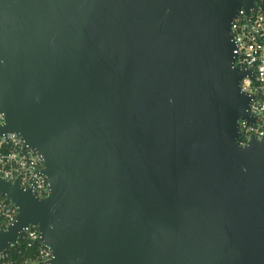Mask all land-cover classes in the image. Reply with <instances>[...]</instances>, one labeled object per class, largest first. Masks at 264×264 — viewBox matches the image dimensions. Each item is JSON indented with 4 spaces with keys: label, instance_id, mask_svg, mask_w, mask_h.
<instances>
[{
    "label": "water",
    "instance_id": "water-1",
    "mask_svg": "<svg viewBox=\"0 0 264 264\" xmlns=\"http://www.w3.org/2000/svg\"><path fill=\"white\" fill-rule=\"evenodd\" d=\"M264 0H0L2 132L49 194L0 178L52 264H264V138L232 24Z\"/></svg>",
    "mask_w": 264,
    "mask_h": 264
},
{
    "label": "built area",
    "instance_id": "built-area-1",
    "mask_svg": "<svg viewBox=\"0 0 264 264\" xmlns=\"http://www.w3.org/2000/svg\"><path fill=\"white\" fill-rule=\"evenodd\" d=\"M250 13L240 9L233 24L235 65L251 71L240 82L243 92L251 96V123L240 120L239 143L253 138H264V1L254 3ZM5 114L0 110V178L20 181L43 198L49 194V179L43 173L44 161L37 151L26 145L15 132H2ZM17 207L0 194V231L17 219ZM18 257V258H17ZM52 250L43 244L37 224H29L21 231L18 244L10 242L6 251L0 252V264H52Z\"/></svg>",
    "mask_w": 264,
    "mask_h": 264
},
{
    "label": "trees",
    "instance_id": "trees-1",
    "mask_svg": "<svg viewBox=\"0 0 264 264\" xmlns=\"http://www.w3.org/2000/svg\"><path fill=\"white\" fill-rule=\"evenodd\" d=\"M18 258V257H17Z\"/></svg>",
    "mask_w": 264,
    "mask_h": 264
}]
</instances>
